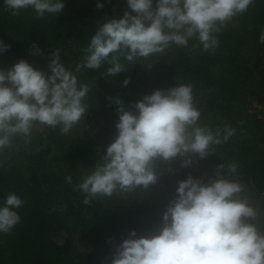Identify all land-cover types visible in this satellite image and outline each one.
Masks as SVG:
<instances>
[{
  "label": "trees",
  "instance_id": "obj_1",
  "mask_svg": "<svg viewBox=\"0 0 264 264\" xmlns=\"http://www.w3.org/2000/svg\"><path fill=\"white\" fill-rule=\"evenodd\" d=\"M96 4L97 0H67L63 12L37 17L31 8L13 14L0 0V39L11 45L0 54V67L7 69L24 59L47 71L50 54L59 49L63 62L74 69L106 16L120 17L127 9L125 0H105L102 9ZM262 32L264 0H253L246 12L222 28L215 51H204L192 39L186 47L173 45L161 54L126 64L115 77L104 75L107 66L77 73L90 88L84 101L88 111L80 123L67 134L59 127L37 125L30 142L16 137L11 148L0 152V202L13 192L24 202L17 209L20 223L11 232L0 233V264H109L116 245L132 230L139 235L159 230L163 213L175 197L159 196L161 180H182L189 174L180 159L159 162L158 183L148 190L118 192L124 197H97L85 205L76 185L116 136L117 105L109 97L119 96L131 108L154 90L178 83L193 86L202 125L235 129L233 136L201 160L214 172L221 163L235 164L234 178L247 185L251 200L262 201L264 212V122L247 109L249 102L264 107ZM33 44L39 45L42 55L31 54ZM125 79L130 80L127 87ZM104 116L108 121L104 132L83 131ZM55 227L67 233L62 245L52 237ZM79 233L93 237L88 253L80 252L71 240Z\"/></svg>",
  "mask_w": 264,
  "mask_h": 264
},
{
  "label": "clouds",
  "instance_id": "obj_2",
  "mask_svg": "<svg viewBox=\"0 0 264 264\" xmlns=\"http://www.w3.org/2000/svg\"><path fill=\"white\" fill-rule=\"evenodd\" d=\"M104 2L97 0V9ZM125 2L122 16H106L98 26L74 69L63 62L59 49L50 54L47 71L24 59L10 68L0 67V152L11 148L16 137L30 142L37 125L59 127L67 134L80 123L88 111L84 101L90 88L77 73L107 66L104 75L115 77L126 64L161 54L173 45L186 47L192 39L204 51H215L222 28L246 12L253 0ZM4 3L13 14L31 8L43 17L63 12L67 0ZM260 41L264 43V32ZM10 47L0 39V54ZM30 52L42 55L36 44ZM129 83L123 81L125 87ZM109 100L117 105L116 136L76 185L85 205L117 192L148 190L159 181V162L180 159L182 167H190L197 157L211 155L214 146L235 134L228 125L201 124L191 84L156 89L131 108L119 96ZM236 170L235 164L221 163L216 179L208 183L191 175L179 180L159 230L150 235L132 230L116 245L109 264H264V212L234 178ZM67 179L71 183V177ZM23 203L14 192L0 202V233H9L20 223L17 209Z\"/></svg>",
  "mask_w": 264,
  "mask_h": 264
},
{
  "label": "rangeland",
  "instance_id": "obj_3",
  "mask_svg": "<svg viewBox=\"0 0 264 264\" xmlns=\"http://www.w3.org/2000/svg\"><path fill=\"white\" fill-rule=\"evenodd\" d=\"M247 109L250 114H254L258 116V118L264 122V107L263 106H260L255 102L253 103L249 102L247 105ZM104 118L105 116L99 117L97 120L91 123V125L84 126L83 131L87 132L88 134H93V135L104 132L108 128V121H106ZM38 130L42 131L43 128L38 127ZM189 175L195 178H198V179H202L205 183H208L211 180L216 179L215 172L211 168V166L199 158H196L193 164L189 167L188 176ZM179 180L181 179H176V177L173 178V181H169V182H166L165 180H161L159 196H162V197L168 196V195L173 196L175 194V189L177 186V182ZM245 186H246V194L249 197H251L249 188H247V185ZM114 195L124 197L122 193H118V192L114 193ZM252 202L255 203L259 208L262 205L261 203L262 201L259 202V201L252 200ZM64 229L65 228L55 227V229H53V232H52V237L54 241L59 245H62L67 239V233ZM71 240L73 244L78 248V250L82 253H88L90 249L92 248L93 237L87 236L86 234H82V233L74 234L71 236Z\"/></svg>",
  "mask_w": 264,
  "mask_h": 264
}]
</instances>
